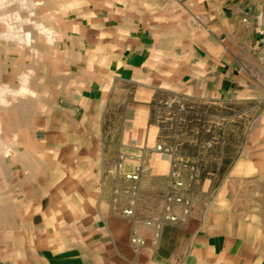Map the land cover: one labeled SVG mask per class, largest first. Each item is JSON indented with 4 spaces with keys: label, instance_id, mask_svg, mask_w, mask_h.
I'll return each mask as SVG.
<instances>
[{
    "label": "crops",
    "instance_id": "0c3cea01",
    "mask_svg": "<svg viewBox=\"0 0 264 264\" xmlns=\"http://www.w3.org/2000/svg\"><path fill=\"white\" fill-rule=\"evenodd\" d=\"M85 15L95 35L70 50L81 88L76 107L57 110L70 122L55 130L54 145L75 150L59 163L70 167L44 189L37 236L20 256L7 249L5 264H264L213 219L219 207L204 216L190 194L170 190L172 160L156 149L166 147L159 106L264 101V0H88ZM121 155L133 157L125 171L143 167L132 218ZM179 194L189 215L175 206L177 221H164L167 196ZM151 219L163 222L159 238Z\"/></svg>",
    "mask_w": 264,
    "mask_h": 264
},
{
    "label": "rangeland",
    "instance_id": "374dc122",
    "mask_svg": "<svg viewBox=\"0 0 264 264\" xmlns=\"http://www.w3.org/2000/svg\"><path fill=\"white\" fill-rule=\"evenodd\" d=\"M87 2L0 0V264L7 249L20 256L23 242L37 236L44 189L70 167L59 163L75 150L54 145L55 130L70 122L57 110L76 107L79 58L70 50L95 35L85 31ZM163 108L156 122L182 190L204 216L219 207L213 219L236 233L247 255L264 257V101Z\"/></svg>",
    "mask_w": 264,
    "mask_h": 264
},
{
    "label": "built area",
    "instance_id": "2783aa9c",
    "mask_svg": "<svg viewBox=\"0 0 264 264\" xmlns=\"http://www.w3.org/2000/svg\"><path fill=\"white\" fill-rule=\"evenodd\" d=\"M157 151L160 153L169 154V149L163 145H157ZM128 159H133V157L121 155L116 163V171L121 177L122 181L126 182L128 186L124 189V193L130 195L132 198L130 200V205L128 208L123 210V215L126 217L135 216L136 208V198L139 193V182L141 179V173L143 171L142 165H138L132 171H125V162ZM184 183L181 181V172L177 169V164L172 160V171H171V181H170V190L172 191H182ZM119 189H115V193H118ZM175 206L182 208V211L185 215H189L192 208V202L190 199L184 198L182 195H176L175 197L167 196V202L165 205V217L164 221L176 222L177 217L174 216L173 209ZM146 227L154 229V237L159 238L160 229L163 226L162 221L151 219L145 222ZM132 243L137 247H142L145 245V241L138 236V233L135 231Z\"/></svg>",
    "mask_w": 264,
    "mask_h": 264
},
{
    "label": "bare ground",
    "instance_id": "6f19581e",
    "mask_svg": "<svg viewBox=\"0 0 264 264\" xmlns=\"http://www.w3.org/2000/svg\"><path fill=\"white\" fill-rule=\"evenodd\" d=\"M26 82V81H25ZM23 90H25V88L23 89ZM21 91H22V89H21ZM7 125V124H6ZM1 129V128H0ZM12 152V151H11ZM2 154V153H1Z\"/></svg>",
    "mask_w": 264,
    "mask_h": 264
}]
</instances>
